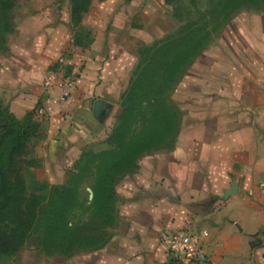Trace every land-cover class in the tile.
<instances>
[{
  "label": "crops",
  "instance_id": "obj_1",
  "mask_svg": "<svg viewBox=\"0 0 264 264\" xmlns=\"http://www.w3.org/2000/svg\"><path fill=\"white\" fill-rule=\"evenodd\" d=\"M81 1L33 0L7 73L13 106L24 110L45 99L46 71L58 61L75 80L69 106L44 118V157L52 170L74 162L101 133L94 102L114 107L129 80L125 43L117 35L126 28L111 4L117 0H98L107 9L94 13L87 47L72 40L69 25ZM174 100L177 135L120 181L110 241L83 257L42 260L27 252L13 264H182L160 236L186 229L207 232V259L200 264H264V13H238L186 70Z\"/></svg>",
  "mask_w": 264,
  "mask_h": 264
},
{
  "label": "rangeland",
  "instance_id": "obj_2",
  "mask_svg": "<svg viewBox=\"0 0 264 264\" xmlns=\"http://www.w3.org/2000/svg\"><path fill=\"white\" fill-rule=\"evenodd\" d=\"M32 1L0 0V168L24 201L35 199L38 211L21 248L1 256L0 264H13L27 252L42 260H68L102 249L118 225L120 181L136 170L141 157L169 148L177 135L180 113L174 96L186 70L216 45L238 13H264V0L113 1L126 28L117 35L130 66L127 86L114 107L97 100L106 104L95 118L103 121L101 133L74 162L52 170L44 157L47 116L36 114L41 102L28 110L15 108L7 75ZM89 5L90 0L75 3L69 24L72 40L86 47L94 13L107 9L98 0L88 10ZM63 69L64 62L58 61L46 71L43 84L53 76L54 94L63 82L75 88ZM59 74L63 77L54 86Z\"/></svg>",
  "mask_w": 264,
  "mask_h": 264
},
{
  "label": "trees",
  "instance_id": "obj_3",
  "mask_svg": "<svg viewBox=\"0 0 264 264\" xmlns=\"http://www.w3.org/2000/svg\"><path fill=\"white\" fill-rule=\"evenodd\" d=\"M0 168V257L16 253L36 223L37 205L23 200Z\"/></svg>",
  "mask_w": 264,
  "mask_h": 264
},
{
  "label": "built area",
  "instance_id": "obj_4",
  "mask_svg": "<svg viewBox=\"0 0 264 264\" xmlns=\"http://www.w3.org/2000/svg\"><path fill=\"white\" fill-rule=\"evenodd\" d=\"M43 90L46 97L36 108V114L39 116H49L56 110H62L69 104L72 83L63 82L57 92H53V76L48 77ZM207 235L205 230L192 232L188 229L175 232H164L160 236V242L163 243L170 255L178 258L182 264H200L207 259L206 253L202 247V239Z\"/></svg>",
  "mask_w": 264,
  "mask_h": 264
},
{
  "label": "water",
  "instance_id": "obj_5",
  "mask_svg": "<svg viewBox=\"0 0 264 264\" xmlns=\"http://www.w3.org/2000/svg\"><path fill=\"white\" fill-rule=\"evenodd\" d=\"M106 107V104L102 101H96L93 104V115L96 119H99L102 111Z\"/></svg>",
  "mask_w": 264,
  "mask_h": 264
}]
</instances>
